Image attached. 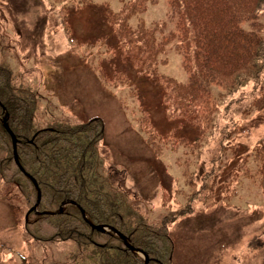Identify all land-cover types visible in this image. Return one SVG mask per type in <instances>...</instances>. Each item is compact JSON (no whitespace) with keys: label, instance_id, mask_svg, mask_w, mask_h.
<instances>
[{"label":"rangeland","instance_id":"374dc122","mask_svg":"<svg viewBox=\"0 0 264 264\" xmlns=\"http://www.w3.org/2000/svg\"><path fill=\"white\" fill-rule=\"evenodd\" d=\"M126 1L0 0V67L11 71L18 88L34 94L39 126L103 121V175L128 191V200L148 223L176 217L168 226L174 244L172 264H264V160L240 161L264 134V73L258 84L250 83L234 96L243 101L230 106L226 117H221L222 104L218 107L200 146H174L165 139L161 153L154 155L140 128L164 137L174 122L164 119L158 87L137 78L129 64L118 60L116 39L105 22V4L119 11ZM168 13V0H157L129 25L152 28L165 23L162 33L155 32L159 41L174 31ZM175 43L165 46L159 59L166 63L157 65V71L185 84L188 74ZM103 68L108 82H119L115 76L124 71L123 84L99 80L98 70ZM211 92L219 98L217 93L224 90L212 86ZM254 98L257 105L251 108ZM219 99L228 100L224 95ZM145 114L149 121L143 126L138 119ZM182 127L180 135L192 139L189 126ZM228 128L231 135L221 141ZM259 168L262 175H255L261 173ZM211 169L216 176L204 177ZM225 180L228 198L223 201ZM2 188L0 181V264H69L66 254L72 244L33 242L23 233L22 213H12ZM255 239L257 248L250 249L248 242Z\"/></svg>","mask_w":264,"mask_h":264},{"label":"trees","instance_id":"16d2710c","mask_svg":"<svg viewBox=\"0 0 264 264\" xmlns=\"http://www.w3.org/2000/svg\"><path fill=\"white\" fill-rule=\"evenodd\" d=\"M156 2L127 0L119 11H112L105 4V22L116 39L118 60L129 64L137 78L150 80L158 87L164 119L174 122L164 137L140 128L144 144L159 155L165 139L167 144L171 139L174 146L176 142L186 147L200 146L199 140L213 125L218 107L222 104L221 117H226L230 106L243 101L234 96L250 83H259L264 73V0H168V18L174 22V31L159 41L155 32L162 33L165 23L152 28L143 23L129 25V20L143 13L147 4ZM171 42H176L175 47L183 56V68L188 74L185 84L157 71V65L166 63L159 56ZM103 69L98 70V79L108 82L109 73ZM124 74L118 71L115 79L119 82L108 83L123 84ZM212 86L224 90L217 94L219 98L227 97L225 103L212 95ZM34 97L15 85L9 69L0 67V181L12 213H22L23 233L37 244L71 243L72 251L66 254L69 264H144L143 258L127 249L113 232L101 233L90 225L106 226L125 237L134 249L143 251L148 264H172L174 244L168 226L176 217L163 216L157 223H148L128 200V191L120 190L103 175V121L92 118L78 124L39 126ZM256 105L255 98L249 101V107ZM5 114L7 126L16 138L19 165L35 180L41 194L37 212L56 214L31 212L24 221L36 202V189L14 163L11 138L1 123ZM145 115L138 119L143 126L149 121ZM184 123L194 134L190 135L192 139L180 135ZM224 133L221 141L231 135V130ZM250 157L256 164L264 160V134L241 156V164ZM214 161L211 160L213 165ZM258 171L261 173L254 174L262 175V169ZM207 175L216 176L213 170L204 177ZM222 185V200L226 201L228 182L225 180ZM63 202L68 203L59 214ZM70 202L84 211L89 223ZM258 243L251 240L248 247L256 249Z\"/></svg>","mask_w":264,"mask_h":264},{"label":"water","instance_id":"95a60500","mask_svg":"<svg viewBox=\"0 0 264 264\" xmlns=\"http://www.w3.org/2000/svg\"><path fill=\"white\" fill-rule=\"evenodd\" d=\"M6 117H7V114L5 115V117L2 119V124H3V128L4 130L7 132V134L9 135V137L11 138V143H12V154H13V160H14V163L15 165L18 167V169L20 170V172H22L33 184V186L35 187L36 189V202L35 204L33 205L32 208H30L25 216V221L27 220V217L29 215V213L33 212L35 215H53V214H56V212H43V213H39L37 212V207H38V204L40 202V198H41V194H40V191L37 187V184L35 182V180L33 178H31L28 174H26L23 169L21 168V166L19 165V162H18V158H17V154H16V138L15 136L13 135V133L10 131V129L8 128L7 124H6ZM68 202H63L58 213L60 214L62 212V209L63 207L67 204ZM70 204H72L73 206L77 207L79 210H80V213H81V216L83 218V220L87 223L88 220L85 216V213L83 210H81L79 208V206H77L75 203H72L70 202ZM91 228L93 230H96L98 232H101V233H106L108 231H111L113 232L115 235H117L122 241H123V244L124 246L129 249L130 251H132L133 253H136L140 256L143 257L144 259V264H148L149 260H148V257L147 255H145V253L139 249H134L132 246L129 245V243L127 242L126 238L123 237L120 233H118L116 230L114 229H111L109 227H106V226H93V225H90Z\"/></svg>","mask_w":264,"mask_h":264}]
</instances>
